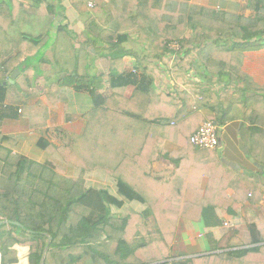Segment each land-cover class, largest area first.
Listing matches in <instances>:
<instances>
[{
	"label": "trees",
	"instance_id": "obj_1",
	"mask_svg": "<svg viewBox=\"0 0 264 264\" xmlns=\"http://www.w3.org/2000/svg\"><path fill=\"white\" fill-rule=\"evenodd\" d=\"M217 1L69 0L76 13L87 15L74 43L45 0H31L28 8L0 0V101L14 67L21 72L14 83L26 93L36 89L30 61L47 45L61 78H89L81 88L90 90L93 102L82 135L63 146L41 138L39 147L52 155L45 163L15 152L0 135L1 264L19 263L17 246L27 249L28 264H154L171 258L181 219L202 220L219 205L223 199L213 191L222 162L209 150L203 154L213 167L204 164L206 157L196 162L191 139L207 120L223 125L235 106L246 108L248 117L259 97L264 105L242 71L244 53L264 47V0H249L245 9ZM134 38L140 49H126ZM86 44L110 59V74L90 76ZM127 57L136 63L129 72ZM100 80L112 86L110 97L103 96ZM129 86L135 88L127 98ZM166 142L181 150L170 154ZM163 157L176 164L169 182L152 174ZM67 166L79 174L68 175ZM95 172L114 179L115 187H88L86 177ZM249 232L250 247L184 263L264 264V221Z\"/></svg>",
	"mask_w": 264,
	"mask_h": 264
},
{
	"label": "crops",
	"instance_id": "obj_2",
	"mask_svg": "<svg viewBox=\"0 0 264 264\" xmlns=\"http://www.w3.org/2000/svg\"><path fill=\"white\" fill-rule=\"evenodd\" d=\"M56 1L59 3L57 25L66 26L68 39L77 43L80 35L84 33L81 27L84 26L87 15L76 13L69 0ZM21 3L26 8L23 0ZM217 3L242 5L241 0H218ZM81 19H83L82 22ZM50 34L53 39L58 36L56 29H52ZM67 41V38L64 39L63 44L68 46ZM127 44H135V46L131 47ZM127 44L125 48L128 50L140 49L135 38ZM83 48L91 54L90 76L99 77L110 74L108 57L99 52L92 53L93 46L86 44ZM46 53L49 55L47 58L52 59L54 63L53 49L48 48ZM129 59L134 61L132 69L127 66L126 60ZM50 60L39 64L41 70H38L40 73L36 89L31 88L27 93L21 87L17 90L16 83H10V77L5 82L7 85H4L6 86L4 99L0 101V135L7 136L11 140L8 146L15 152L41 163L52 158V155L39 147L41 138L46 137L48 142L57 144L51 139L57 138L61 132L67 134L65 139L62 134V140L70 139L71 141L73 134L82 135L87 126L86 115L93 109L90 90L81 88V86H88L89 78L80 79L76 83L72 79L64 80ZM135 64L134 58L127 57L126 72L133 70ZM16 70L19 69L14 67L13 72ZM242 71L254 81L257 88L254 92L262 96L264 100V47L244 53ZM20 75L21 72L17 78ZM191 76L198 81L194 72ZM43 77L46 80L42 81ZM98 86L105 88L104 97L111 96L112 86L109 83L103 86L99 82ZM134 88V86L127 88L125 93L127 98L132 95ZM255 103V113L251 112L248 117H246V108L235 106L226 117L225 123L217 124L220 139L218 149L207 150L209 153L212 152L219 162H222L223 167L218 177L221 179L217 183L219 188L213 193H218L223 200H220L215 209H210L202 220L181 219L177 227L171 258L154 264H185V261L192 258L251 246L249 226L264 221V105H260V97ZM4 105L7 107L4 108ZM248 105H251V102ZM20 110H22L21 113ZM204 113L209 114V112ZM165 149L170 154H176L181 150L179 145L172 142H166ZM204 151L206 150L196 151V156L193 157L196 162L206 157L203 154ZM204 162L213 167L212 159L209 160L206 157ZM67 169L68 175L79 174L74 168L67 166ZM175 170L176 164L163 157L153 164L152 174L162 182H169ZM94 174L99 175V178H106L102 172ZM201 186L207 189V177H204ZM137 208L143 209L140 206ZM17 249L20 257L18 264H28L27 249L18 248V246Z\"/></svg>",
	"mask_w": 264,
	"mask_h": 264
},
{
	"label": "rangeland",
	"instance_id": "obj_3",
	"mask_svg": "<svg viewBox=\"0 0 264 264\" xmlns=\"http://www.w3.org/2000/svg\"><path fill=\"white\" fill-rule=\"evenodd\" d=\"M6 2L7 1H10V0H5ZM13 1V5L15 4V1L17 2L18 1V3H20V1L21 0H12ZM23 2H24V4H25V6H26V8H28L31 4H30V0H23ZM241 2H242V5H240V6H242V8H244L246 5H247V3L249 2V0H241ZM58 4L59 3H57V1L56 0H45V3H44V7L45 8H47L49 5L50 6H52V7H54L55 9H57L58 10V8H57V6H58ZM245 9V8H244ZM245 14H247V15H251V14H253L251 11H247V10H244L243 11ZM83 21V19H81V22ZM83 24H81V26H82ZM80 26V27H81ZM81 30H83L84 31V26L83 27H81ZM127 45H129V44H127ZM126 46V45H125ZM129 46H131V47H133V46H135V44H130ZM176 47H178L177 45H175ZM49 46H47V45H43L40 49H39V51H38V53H37V55H36V57L34 58V59H32L31 61H30V65H32V68H34L35 70H36V74H39L40 72V65L39 64H41V62L39 61L41 58H43L44 57V61H45V63H46V61L47 60H50V59H48L49 58V55H48V53H46L47 52V48H48ZM100 53L101 54V52L100 51H97L94 47H93V50H92V53H94V54H96V53ZM51 54H53V53H51ZM47 55H48V58H47ZM127 61V66L128 67H130V69H132V64L134 63V61L132 60V59H129V60H126ZM55 62V61H54ZM106 62H108V61H106ZM50 63H52L53 65H54V63H53V61H52V59L50 60ZM108 64H109V62H108ZM108 64H107V66H108ZM39 70V71H38ZM42 73V72H41ZM42 74H44V73H42ZM23 79V76H21V79L20 80H22ZM65 79H68L69 80V78L68 77H65ZM44 80H46V78H44L43 77V80L42 81H44ZM97 80H99V79H97ZM101 81L102 80H100V83H101ZM20 85L19 84H16L15 85V88L17 89V90H19L20 88ZM131 90H132V88H131ZM62 134H63V136H65V137H63L64 139L66 138V136H67V134L65 133V132H61V134H59L58 135V137L57 138H52L51 140H55V142L59 145V146H61V145H67V144H69L70 143V139H67V140H62L61 139V136H62ZM67 142H69V143H67ZM53 144H55V143H53ZM57 144H55V145H57ZM57 145V146H58ZM103 175H104V173H102ZM105 176V175H104ZM86 182L88 183L87 185H88V187H90V188H100V187H103V186H110V187H112V188H114L115 187V185H114V182H115V180L114 179H112V178H109L108 176H106V178H99V175H95L94 173L92 174H88V176L86 177ZM113 212L115 213V214H117V215H119V214H121L122 213V211H119V210H116V209H114L113 210ZM228 233V232H227ZM229 234V233H228ZM174 245V244H173ZM172 249H173V246H172Z\"/></svg>",
	"mask_w": 264,
	"mask_h": 264
},
{
	"label": "built area",
	"instance_id": "obj_4",
	"mask_svg": "<svg viewBox=\"0 0 264 264\" xmlns=\"http://www.w3.org/2000/svg\"><path fill=\"white\" fill-rule=\"evenodd\" d=\"M7 105H4L6 108ZM22 110H20V113ZM192 144L201 150H216L220 145L219 126L213 121L204 122L192 137Z\"/></svg>",
	"mask_w": 264,
	"mask_h": 264
},
{
	"label": "water",
	"instance_id": "obj_5",
	"mask_svg": "<svg viewBox=\"0 0 264 264\" xmlns=\"http://www.w3.org/2000/svg\"><path fill=\"white\" fill-rule=\"evenodd\" d=\"M19 74H20V70H16L15 72H13V74L11 75V79H10L11 84H14ZM4 85H7V83H4ZM45 255H46V252H45Z\"/></svg>",
	"mask_w": 264,
	"mask_h": 264
}]
</instances>
